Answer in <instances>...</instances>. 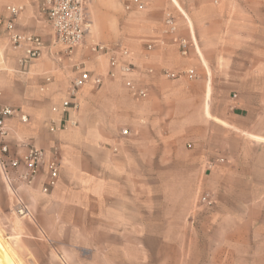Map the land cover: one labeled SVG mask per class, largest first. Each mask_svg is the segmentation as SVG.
Masks as SVG:
<instances>
[{
    "label": "crops",
    "instance_id": "0c3cea01",
    "mask_svg": "<svg viewBox=\"0 0 264 264\" xmlns=\"http://www.w3.org/2000/svg\"><path fill=\"white\" fill-rule=\"evenodd\" d=\"M141 1L143 10L132 0H88L85 45L74 49L71 62H58L61 48L52 45L53 30L38 15L40 0H0L4 17L7 4L22 5L17 30L45 44L42 56L25 68L21 53L8 48L0 64V104L16 112L7 121L12 151H23L19 140L57 148L61 169L49 194L40 192L43 174L32 187L14 186L32 216L24 229L32 231L36 246L52 244L66 264L155 261L162 254L144 242L167 240L150 226L157 210L173 207V194L186 198L182 208L192 211L202 192L214 195L229 186L237 168L254 169L264 159V0ZM165 12L174 18L175 33L164 32ZM201 25H209L218 40L204 42ZM0 36L8 43L2 26ZM179 38L189 42L186 56ZM95 43L129 50L133 71L125 78L145 89V98L134 96L122 75L106 78L110 57L89 52ZM77 61L104 80L80 90L79 109L69 113L78 127L46 133L40 123L55 117L50 108L65 95ZM164 68L193 69L198 78L167 80ZM47 76L49 90L41 92ZM22 114L27 122L20 121ZM162 217L165 224L172 214ZM3 224L0 216L7 243L0 247L13 264H22L24 255Z\"/></svg>",
    "mask_w": 264,
    "mask_h": 264
},
{
    "label": "rangeland",
    "instance_id": "374dc122",
    "mask_svg": "<svg viewBox=\"0 0 264 264\" xmlns=\"http://www.w3.org/2000/svg\"><path fill=\"white\" fill-rule=\"evenodd\" d=\"M175 14L179 19V12ZM210 20L200 19L204 24H210ZM208 26L201 25L205 31L199 35L204 42L211 43L218 40L219 34H214ZM131 32L129 29L126 35L131 37ZM228 35L222 36L227 40ZM9 47L0 36V64ZM49 120L40 123L46 133H51ZM215 190L214 195L205 192L212 199L210 206L197 202L196 208L187 212L181 202L186 198L176 199V194H173V207L157 210L156 224L150 228H155L157 236H166L167 240L144 242L146 248L156 249L162 254L155 261L153 258L149 263L146 261V264H264V159L254 169L237 168L229 186ZM12 204V196L0 175V216L10 231L8 236L14 249L24 255L23 260L19 259L24 261L22 264H66L48 241H43L44 248L41 242L36 246L32 231L24 229V223L29 219L17 216ZM164 212L172 214L165 224ZM113 260L108 263L123 264L120 257L118 261Z\"/></svg>",
    "mask_w": 264,
    "mask_h": 264
},
{
    "label": "built area",
    "instance_id": "2783aa9c",
    "mask_svg": "<svg viewBox=\"0 0 264 264\" xmlns=\"http://www.w3.org/2000/svg\"><path fill=\"white\" fill-rule=\"evenodd\" d=\"M88 0H40L38 5V15L47 21L54 33L53 46H58L61 51L55 56L58 62L72 61L74 49L85 45L86 38V22L85 8ZM131 5L138 10L145 8L141 0H132ZM126 10L129 6H125ZM24 7L20 4L9 3L5 6L6 16H0V26H2L7 34L9 46L21 53L19 64L25 68L32 61L39 59L45 49L44 41L37 35L20 32L16 28V21ZM164 32L172 34L176 32V25L171 13L164 14ZM179 51L182 56L188 54L189 42L185 38L178 40ZM163 45V42H161ZM152 45H147V49H151ZM89 52L95 56L109 55L110 70L106 74V78H116L118 74L124 77V82L128 90L140 98H145L147 93L145 89L138 88L137 85L125 77L133 71V65L130 62L131 56L129 50L117 45L115 47H107L101 44H90L87 46ZM74 75L71 77L65 91V95L58 103L51 106L50 111L55 117L48 122V130L55 133L61 130H68L77 126V120L70 118L69 113L79 109L78 96L83 86L89 82L95 85H101L104 77L93 75L87 70L81 61L74 62L71 66ZM152 73V70H148ZM161 75L167 80H174L180 77L188 79H197L198 75L193 69L172 71L164 68ZM51 83V77H45V83L40 87L41 92L48 91ZM15 109L11 106L0 104V175L3 182L10 192L13 199V210L21 219H31L32 216L19 196L18 188L14 183L21 186H34L37 178L43 174L40 183V192L49 194L56 187L61 164L58 158L57 148L42 149L35 147L24 140H19L17 147L23 150L21 153L12 151L10 140L8 138L9 128L7 121L15 116ZM22 122H27L25 114L19 115ZM126 133V131H123ZM198 202L203 206H210L212 199L209 193L202 192L198 198Z\"/></svg>",
    "mask_w": 264,
    "mask_h": 264
},
{
    "label": "bare ground",
    "instance_id": "6f19581e",
    "mask_svg": "<svg viewBox=\"0 0 264 264\" xmlns=\"http://www.w3.org/2000/svg\"><path fill=\"white\" fill-rule=\"evenodd\" d=\"M0 241L4 242V239L1 236L0 233ZM0 264H13L11 262V259H9V257L5 254L3 248L0 247Z\"/></svg>",
    "mask_w": 264,
    "mask_h": 264
}]
</instances>
